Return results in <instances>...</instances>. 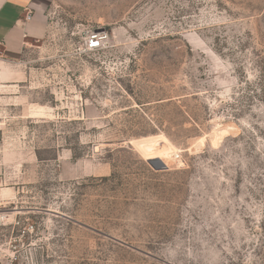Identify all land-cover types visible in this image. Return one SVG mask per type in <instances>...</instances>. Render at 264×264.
Listing matches in <instances>:
<instances>
[{
	"label": "rangeland",
	"instance_id": "rangeland-1",
	"mask_svg": "<svg viewBox=\"0 0 264 264\" xmlns=\"http://www.w3.org/2000/svg\"><path fill=\"white\" fill-rule=\"evenodd\" d=\"M33 6L0 58V264H264V0Z\"/></svg>",
	"mask_w": 264,
	"mask_h": 264
},
{
	"label": "crops",
	"instance_id": "crops-1",
	"mask_svg": "<svg viewBox=\"0 0 264 264\" xmlns=\"http://www.w3.org/2000/svg\"><path fill=\"white\" fill-rule=\"evenodd\" d=\"M35 0H0V58L15 62L23 53L30 37L42 34V21L35 14L26 20Z\"/></svg>",
	"mask_w": 264,
	"mask_h": 264
},
{
	"label": "built area",
	"instance_id": "built-area-1",
	"mask_svg": "<svg viewBox=\"0 0 264 264\" xmlns=\"http://www.w3.org/2000/svg\"><path fill=\"white\" fill-rule=\"evenodd\" d=\"M32 17H33L32 10H28L27 15H26V20L30 21ZM107 39H108V36L105 32L93 31L87 36V39L85 40V43H84V49L86 51L98 50L105 45V43L107 42ZM179 158L180 156L176 155V159H179Z\"/></svg>",
	"mask_w": 264,
	"mask_h": 264
}]
</instances>
